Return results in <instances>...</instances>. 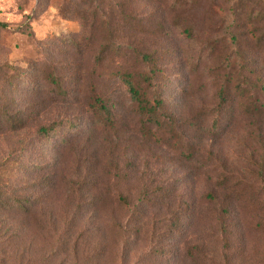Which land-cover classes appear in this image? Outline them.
<instances>
[{"label": "rangeland", "instance_id": "1", "mask_svg": "<svg viewBox=\"0 0 264 264\" xmlns=\"http://www.w3.org/2000/svg\"><path fill=\"white\" fill-rule=\"evenodd\" d=\"M126 2L104 1L109 31L125 36L113 68L145 73L131 48L154 55L156 72L140 90L148 99L161 92L174 133L143 128L116 79L107 88L111 123L92 122L89 98L105 89L94 88L105 27L77 38L83 27L71 11L91 9L0 0V107L23 122L0 120V264H264V117L237 104L213 112L224 73L243 72L228 68L225 42L214 44L228 27L225 4L186 0L173 12L167 3L121 8ZM129 14L142 32L130 29ZM176 15L192 38L173 26ZM245 55L257 67L264 60L248 47ZM52 72L62 88L49 82ZM40 128H54L53 137Z\"/></svg>", "mask_w": 264, "mask_h": 264}, {"label": "trees", "instance_id": "2", "mask_svg": "<svg viewBox=\"0 0 264 264\" xmlns=\"http://www.w3.org/2000/svg\"><path fill=\"white\" fill-rule=\"evenodd\" d=\"M59 5H61L65 0H57ZM72 1V0H71ZM81 3V6L91 9L89 13L87 11H81L80 9L74 8L72 13L80 19L83 27V35L76 33L75 37L83 38L86 28L95 29V25L99 22L100 26L104 23L105 34L104 42L100 45V49L96 56L97 67H101L100 74L102 75L101 83L96 85L94 88H105L97 89L91 94L89 98L88 108L91 112L92 122L99 123V125L106 126L111 123L112 112H111V101L109 98V91L107 88H112L111 81L116 79L124 88L129 95L132 106L136 115L140 118V123L143 128L152 130L153 132L160 134L174 133V124L172 123V118L167 116L164 118L162 112H166L167 108L164 106V100L162 98L161 92H155L151 99H148L143 92L140 90V85L142 82L149 83L151 75L156 72L155 58L152 53L142 52L131 48L132 54L139 58L142 66L145 67V73L131 70L128 68H113L112 58L116 56H122V50L120 48L121 39H124V35L118 33V31H109L111 22H105L103 17L108 15L105 13L106 6H104L105 0H76ZM110 5L113 0H107ZM125 4L121 5V8L125 6H131L135 3H144L145 5H151L152 3H167L170 5L173 12H179L185 6L186 0H125ZM224 3V10L230 15L229 20H227L228 27L225 30L226 34L222 39L215 38L214 44H221V42H226L228 44V49L225 51L224 57L226 58V64L228 68H234V64H239L241 66V72H236L234 78L231 72L226 71L225 81L216 92L217 104L214 108V114L216 116L231 114V109L234 104H237L242 108V112L250 113L255 117H264V60L262 64L257 67L253 65V62L248 58L250 56L245 55V48H249L254 51V53L259 56L260 53L264 55V0H216V5L219 7L220 3ZM261 4L262 8L256 10L253 5ZM61 9V8H60ZM234 17V18H232ZM128 25L132 31H143L144 23L138 17H133L129 14L127 19ZM185 18L176 15L173 18L172 24L177 29L182 30L188 38L191 36V27L189 25H184ZM239 20H245L248 25L252 26H242L238 24ZM126 23V22H125ZM2 26V24H0ZM253 27V28H252ZM71 40V41H70ZM74 38L69 39V44H73ZM86 46L89 44L90 39L83 40ZM213 50V46H210ZM225 61V60H224ZM11 70L16 68L12 65L8 66ZM232 70V69H231ZM51 85L60 89L62 85L56 79L55 74L52 72L49 77H47ZM230 83V84H229ZM231 87V88H230ZM0 120L9 123L15 129H19L22 125V119L12 118L8 112L7 108L0 107ZM16 123V124H15ZM213 128L217 127L218 122H213ZM54 128H40L39 132L43 136L48 135V131ZM200 131H203L200 125ZM213 129L206 130L208 133H213ZM177 136V135H176ZM49 139L53 135L47 136ZM47 138V139H48ZM184 137H179L176 139L172 137V141L178 146H183ZM178 140V141H176ZM180 141V142H179ZM194 148V146L192 147ZM260 170H264V146L263 155L261 157V165L258 166ZM261 171V172H262ZM2 190L0 189V193ZM235 193V192H234ZM159 196V194H156ZM237 199H241L244 192H237ZM1 200V198H0ZM3 200V199H2ZM123 200V199H122ZM11 207H20L19 203H6Z\"/></svg>", "mask_w": 264, "mask_h": 264}]
</instances>
